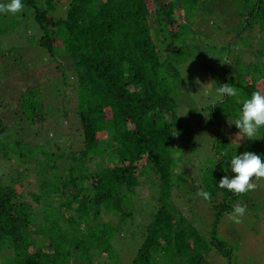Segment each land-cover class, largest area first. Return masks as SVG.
Listing matches in <instances>:
<instances>
[{
	"label": "trees",
	"instance_id": "trees-1",
	"mask_svg": "<svg viewBox=\"0 0 264 264\" xmlns=\"http://www.w3.org/2000/svg\"><path fill=\"white\" fill-rule=\"evenodd\" d=\"M177 1L22 0L24 11L15 18L18 22L29 24L32 20L37 24L40 31L37 47L46 50L50 60L57 62L61 75L64 74L57 57H67L71 62L74 84L81 95L76 117L83 148L61 153L39 148L42 153L38 156L29 145L32 151L27 152L24 140L6 137L5 142L12 149L1 155V159L18 157L23 164L28 163L24 171H34L41 181L38 190H34L32 182L24 184L18 176L11 178L14 183L0 177V255L8 254L0 264H71L72 261L117 264L115 259L108 260L116 257V251L106 233L116 232L131 215V211H126L127 196L147 182L157 190L152 197L156 207L147 230L150 234L129 264H167L176 256L181 261L179 264L203 263L202 251L195 243L188 249L190 245L185 242L186 233H195L194 228L190 224L184 226L183 217L175 214L174 202L180 199L176 192L180 190L181 178L173 177V169L179 167L181 156L177 153L187 149V145L195 151L190 127L179 114V88L185 85L180 67L202 53V40L190 23L192 17L207 8L210 0H182L187 31L175 16ZM242 1L245 7L238 10L241 23L234 38L241 39L244 32L255 29L264 37V0ZM12 16L0 14V44L1 37L9 32L2 23ZM158 33L165 45L162 49L157 42ZM190 34L194 40L185 41L191 38ZM227 46L221 49L230 51L231 47ZM258 55L246 69L245 82L241 75L238 82L230 76L232 62L228 56L219 58L220 63L225 61L230 66L222 77L216 76V86L228 83L240 95L224 96L209 105L211 124L215 127L213 149L221 157L205 168L199 185L195 187L193 177L185 183L189 188L201 186L211 193L217 219L233 210L231 200L238 196L218 187L220 178L226 175L227 157L218 150L219 142L226 141L221 119H236L242 108L240 101L251 98L254 91L264 93V51ZM38 90L37 86L20 94L19 109L30 125L43 123L47 117ZM67 117L64 108L60 118ZM1 121L0 134L4 135L9 127ZM262 130L261 146L255 141L251 148L264 158ZM106 153H112L111 157H106ZM104 156L105 167L103 162L95 163L96 157ZM65 157L70 162L58 171L57 164ZM23 185L25 192L21 190ZM64 207L74 215L62 214ZM30 210H39L43 216L50 213L47 225L36 222L38 217ZM113 213L118 215L115 223L107 218ZM82 222L86 233L80 230ZM38 234L51 238L54 235L55 240L51 239L49 245L36 244L33 238ZM91 240H97L98 244L90 246ZM212 242L217 250H222L218 241L212 239ZM104 257L107 261L103 263Z\"/></svg>",
	"mask_w": 264,
	"mask_h": 264
},
{
	"label": "rangeland",
	"instance_id": "rangeland-1",
	"mask_svg": "<svg viewBox=\"0 0 264 264\" xmlns=\"http://www.w3.org/2000/svg\"><path fill=\"white\" fill-rule=\"evenodd\" d=\"M199 7L201 8V6ZM243 7L245 6L242 0H210L207 3L206 9L208 10L203 8L195 16L193 15L190 26L197 30L198 36L202 40V53L197 54L195 59L187 60L180 67L185 85L179 88L181 92L179 114L190 127V134L194 137H192V141L195 151L191 150L188 145L187 149H182L179 152L180 160L177 162L179 167L173 169V177L180 176L181 178L180 190L176 192L180 199L175 201L174 198V203L177 205L175 214L183 217L184 226L188 227L190 224L194 228L195 233H186L185 242L190 245V247H186L193 248V243H195V247L204 255L202 264H264V178L257 181L256 190L242 196L238 195L231 200L233 207L238 203L247 206V212L240 224H235L228 218V214L233 210L221 214L217 219V211L213 208V203L205 201L197 194L205 188L199 186L198 189H194L185 185L188 181L187 178L193 177L196 187V184L200 182V177L205 173V168L212 166L213 162L217 160L213 149L215 127L211 124V111L208 110L210 104L212 105L213 102L220 99L215 93V89L218 88L215 83L216 76L222 77L232 62L230 76L234 78V82H238V78L242 76L245 82L248 77L246 69L249 68L252 61L257 60L258 53L264 51V37H261L255 31L256 29L244 32L241 39L234 38L241 23L238 10H242ZM183 8L184 2L178 0L174 8L175 16L187 31L189 26L184 21L185 11ZM15 17L16 15H13L11 19L2 23L9 32L1 37L2 44H0V120H2V124L9 127L4 135L0 134V148H2L0 149V177L8 183H14L15 180L11 181V178L18 176L24 184L27 181L32 182V189L38 190L41 178L34 171H24L23 168L28 165L27 162L23 164L18 157L11 160L1 159V155L5 156V152L12 149L5 142L6 137L10 135V138L24 140L27 152L33 150V154L38 156L42 153L39 148L54 153L80 151L83 144L76 114L81 95L75 87V78L71 74L69 59L57 57L64 74L61 75V72L56 68L57 62H53L52 58L50 60L46 50L37 47L36 39L40 36L37 24L32 20L29 24L18 22ZM190 36L191 38H187L185 41H190V39L193 41L192 34ZM157 42L161 49L165 46L161 41L160 33H158ZM224 45L231 47V50L221 49ZM227 56L230 59V64L225 61L219 62V58L225 59ZM232 57L236 58V61L233 62ZM37 86L40 89L37 94L45 105L47 117L43 123L30 125L24 113H21L19 109L22 103L20 94ZM64 108L68 113V117L65 119L60 118ZM185 112L186 114H184ZM221 120L226 141L219 142L218 150L227 153L224 172L231 178L235 174L230 169V157L234 153L240 155L245 151L254 153L256 149L251 148V145L256 141L261 146L263 140H261L262 136L260 139L244 138L238 141L237 147V142L234 139L239 129L232 123V119ZM13 125H16V133ZM262 131L261 128L259 135H262ZM111 155L112 153L105 154L108 158ZM106 157L103 159L96 157L95 163L103 162L104 165ZM39 158L42 159V156ZM69 162L68 157L60 159L57 170L59 171V168L68 165ZM13 165H17L18 168ZM21 190L25 192L26 186H21ZM124 192H126L125 189ZM156 192L154 186L147 182L136 188L131 195L127 194L126 211H131V215L125 219L121 226L117 227L116 232L106 233V237L116 251V257L108 258L109 262L115 259L118 261L117 264H129L137 249L143 244L145 237L150 234L147 233V230L156 207V202L152 200ZM30 211L37 215L36 222L40 225H47L50 213L43 216L39 210ZM61 213L74 215L72 210L65 207L61 208ZM107 218L115 223L118 215L113 213ZM84 223L82 222L80 226L82 233L87 232ZM62 225L65 226L64 223ZM114 226L116 227V224ZM214 226L215 231H213ZM97 234L101 235L99 231ZM52 236L51 238V235L38 234L34 236L33 241L39 245H49L51 239L55 240V236ZM212 239L218 241L222 248L221 251L217 250ZM96 241L91 240L88 244L92 247L96 246L98 244ZM7 255L2 253L0 260ZM162 258H160L161 261ZM105 261H107L106 257L101 259V262ZM179 261L176 256L174 261L167 264H179L181 262ZM71 264L86 263L72 261Z\"/></svg>",
	"mask_w": 264,
	"mask_h": 264
},
{
	"label": "clouds",
	"instance_id": "clouds-1",
	"mask_svg": "<svg viewBox=\"0 0 264 264\" xmlns=\"http://www.w3.org/2000/svg\"><path fill=\"white\" fill-rule=\"evenodd\" d=\"M22 0H9L7 3L0 2V14L17 15L24 11ZM218 97L224 96L237 97L240 95L239 90L228 83L215 89ZM242 108L236 119L232 121L239 132L234 140L237 142L244 138L260 139V129L264 128V93L254 91L251 98H245L240 101ZM187 112V111H186ZM186 112L184 114H186ZM179 156V153L176 154ZM222 155H227L224 153ZM220 157H217V161ZM230 169L235 175L231 178L226 174L219 180L218 187L227 189L237 195H245L248 192L257 189L259 181L264 178V158L251 151H245L240 155L233 154L230 157ZM205 201L211 200V193L201 189L198 193ZM247 212V206L242 203L234 205L233 211L228 214V218L235 224L242 223V218Z\"/></svg>",
	"mask_w": 264,
	"mask_h": 264
}]
</instances>
